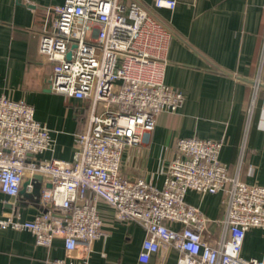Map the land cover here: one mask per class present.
Here are the masks:
<instances>
[{"label":"built area","instance_id":"1","mask_svg":"<svg viewBox=\"0 0 264 264\" xmlns=\"http://www.w3.org/2000/svg\"><path fill=\"white\" fill-rule=\"evenodd\" d=\"M177 3L153 0L157 9ZM43 17L39 53L52 64L50 88L88 103L87 118L72 161L41 160L52 145L49 128L31 104L0 93V192L17 197L27 181L31 193L41 176L40 211L23 219L7 203L0 228L29 231L47 248L61 239L66 256L45 264H90L105 235L103 200L117 221L145 230L141 262L175 250L177 264H264L242 255L247 232L264 230V185L242 180L240 162L229 173L220 159L222 140L179 138L161 186L127 174L125 149L148 145L158 115L178 111L185 100L164 80L171 32L134 0H64ZM246 142L245 136L241 160ZM189 191L225 194L214 244L204 239L212 220L188 202Z\"/></svg>","mask_w":264,"mask_h":264},{"label":"crops","instance_id":"2","mask_svg":"<svg viewBox=\"0 0 264 264\" xmlns=\"http://www.w3.org/2000/svg\"><path fill=\"white\" fill-rule=\"evenodd\" d=\"M134 1L171 32L164 80L185 100L178 111L158 115L148 145L125 149L127 174L161 186L176 141L197 136L222 140L220 159L229 173L240 162L242 180L264 185V0H177L175 9H157L153 0ZM63 2L0 0V93L31 104L35 118L49 128L53 141L41 160H73L88 112L84 100L51 90L52 64L39 53L45 10ZM224 197L187 194L188 202L211 218L204 239L213 244L222 230ZM7 203L23 219L40 211L38 202L22 194L10 198L0 192V209H10ZM98 207L105 235L95 242L90 264H177L175 250L164 259L155 254L150 262H141L142 226L117 221L103 200ZM242 255L264 258L263 229L247 232ZM65 256L61 239L47 248L29 231L0 228V264H45L47 258Z\"/></svg>","mask_w":264,"mask_h":264},{"label":"water","instance_id":"3","mask_svg":"<svg viewBox=\"0 0 264 264\" xmlns=\"http://www.w3.org/2000/svg\"><path fill=\"white\" fill-rule=\"evenodd\" d=\"M71 56V53L69 52L68 53V57L70 58ZM37 182L35 183V187H34V190L33 192L31 193H27L26 190H25V187H26V184H27V181L24 182L23 184V187L20 191V194L34 200L35 202H39V198H40V190H41V176H38L37 177Z\"/></svg>","mask_w":264,"mask_h":264}]
</instances>
